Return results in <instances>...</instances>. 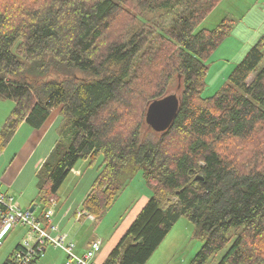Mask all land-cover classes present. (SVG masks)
<instances>
[{
  "label": "trees",
  "instance_id": "trees-1",
  "mask_svg": "<svg viewBox=\"0 0 264 264\" xmlns=\"http://www.w3.org/2000/svg\"><path fill=\"white\" fill-rule=\"evenodd\" d=\"M219 1L0 0V100L14 104L0 148L21 124L38 129L62 106L58 139L37 172L40 215L32 214L42 218L78 161L98 156L83 218L111 207L128 163L152 191L103 264H145L181 218L203 243L190 264H207L230 242L216 264H264V38L202 98L205 57L231 27H195ZM123 6L139 14L123 20ZM159 9L175 15L170 27L146 18ZM118 16L122 27L108 33ZM53 74L64 77L46 79ZM173 81L180 106L156 132L146 108Z\"/></svg>",
  "mask_w": 264,
  "mask_h": 264
},
{
  "label": "rangeland",
  "instance_id": "rangeland-1",
  "mask_svg": "<svg viewBox=\"0 0 264 264\" xmlns=\"http://www.w3.org/2000/svg\"><path fill=\"white\" fill-rule=\"evenodd\" d=\"M122 13V19L126 21L133 19L136 17V14H139L130 6H123ZM146 15H148L146 16L147 19H152L154 22L160 21L161 24H164L166 27H170L175 21L174 14H167V12L162 9H159L154 14ZM146 18L141 17L140 20L145 21ZM223 20L230 21L231 29L226 38H224V40L222 39V42L205 57L204 63L207 66V74L206 79H204L206 86L201 93L202 98L213 96L220 86L227 80L226 78H228L233 68L243 59L249 49L256 45L262 37L264 38V0H220L204 20L195 27V31L213 30L219 26ZM136 26L138 27L137 20ZM121 27V20L118 16L111 23V29L108 33H115ZM162 46L163 44L161 45V49L163 48ZM168 48L170 47L168 46L166 49ZM169 51L170 50H168V52ZM263 66L264 60L259 64L257 71L263 68ZM63 77V75L53 74L50 77H46V79H61ZM76 77L83 78V75L76 72ZM175 87V82H170L167 95L175 94L178 96L179 91L176 90ZM3 103L10 104L11 101H4ZM61 108L62 106L53 110L54 114L58 111L59 115ZM147 128L145 126L141 130V136L148 137V132L150 133V131L147 132ZM50 135L54 137L52 132ZM50 137L51 136H49V138ZM56 138H58L57 134ZM14 152L15 148H12L8 153H5L3 157L6 161H9L12 158V155H14ZM31 166L32 164L27 166L28 168H26L22 178L18 180L19 183L24 185L29 184L27 186L28 193L33 188V171ZM101 166V156H98L91 164L88 163V161H78L75 168L82 169V177L85 175L84 178L81 180L80 184H78L80 179L73 176L71 171L58 190L56 202L49 208L54 214V211H57L61 205H64L61 209V213L64 208L69 206L73 207V213H70L67 219L64 220L60 232L65 231L71 237L76 236V240H79L78 238H80V240L94 238V240L101 241V249L97 254L101 255V259H99L98 263L101 262L100 260L105 261L111 249L117 244L120 237L135 220V217L141 208L147 203V200L152 195L151 189L147 187V184L144 181L142 171L140 170L133 174L131 171V165L128 163V169L124 170L120 175L122 189L111 207L99 219L93 218V220H91L90 217L92 216H87L83 218L82 224H79L78 221L73 219L75 218L73 214L77 212V210H81V202L92 186L95 177H97L100 172ZM90 178L91 182L87 185ZM36 180L37 176L33 177L34 185H36ZM20 204L21 209L29 206V203L27 204L25 198L21 199ZM37 210V215H40L39 207ZM51 219H53L52 223H54V215ZM82 225L84 226L80 229ZM27 231L28 227H23L22 225L17 224L14 229L6 234L5 238L0 242V264H3L6 259L11 257V253L16 245L15 243L17 241H22L25 238ZM230 243L222 251L215 254L207 264L218 263L221 256L230 246ZM202 244L203 243L194 236L193 226L186 219L181 218L172 227L153 254L150 255V258L145 264H190ZM45 247L46 251L44 253ZM96 257L97 256L94 258ZM66 261H68V257L63 249L57 248V246L55 247L52 244H47L44 246L42 256L37 259L36 264H67ZM262 263H264V261Z\"/></svg>",
  "mask_w": 264,
  "mask_h": 264
},
{
  "label": "crops",
  "instance_id": "crops-1",
  "mask_svg": "<svg viewBox=\"0 0 264 264\" xmlns=\"http://www.w3.org/2000/svg\"><path fill=\"white\" fill-rule=\"evenodd\" d=\"M7 101V100H6ZM3 100H0V127L4 124L7 116L9 113H11V108H13L14 104L11 102L10 104H4ZM57 118H58V111L56 114H54V111L49 115V117L45 120V122L42 124V126L38 129H32L29 127L27 124H21L14 135L12 136V139L7 143V145L4 148H0V192L11 196L14 198V201L19 205L20 207V201L21 199L25 198L27 201V204L30 206L36 204V209H38L37 205V188L36 185L33 183V177L37 176V172L39 171L41 165L43 162L49 157L51 151L53 150L56 141L58 138H56V134L58 133V129H56V124H57ZM54 135H50V133ZM49 136H51L49 138ZM12 148H15V152L12 155V158L9 161H6V159L3 157L5 153H8ZM89 163V161H88ZM32 164V190L28 193L27 191V185H24L22 183H19L18 180H20L26 171L27 166ZM76 167V166H75ZM71 174L75 176L76 178H79L78 184H80L81 180L84 178L82 177V169H72ZM93 179V175H92ZM91 182L88 180L87 185H89ZM77 184V185H78ZM35 202V203H34ZM29 206H26L24 209H20L22 211H26ZM64 205H61V207L57 210L54 211V223L58 225L59 228V233H63L66 235V243H71L73 244V252L81 256L90 242L94 240L92 239H81L78 238L79 240H76V236H70L67 232L63 231L60 232V229L63 225L64 220L67 219L70 213H73V207L69 206L64 208L63 212L61 213V209L63 208ZM57 207V206H56ZM55 207V208H56ZM80 210L75 212L73 216L76 221L79 222V224H82V214L80 216ZM84 225L80 229L83 228ZM14 229V228H13ZM18 229V228H16ZM12 230V229H11ZM11 230L7 231L5 234H3V237L0 239V242L5 238L6 234H8ZM26 239V234L25 238ZM22 240V241H23ZM22 241H17L15 244H21ZM13 244V245H15ZM15 245V246H16ZM14 246V247H15ZM15 249V248H14ZM13 249V251H15ZM112 250V249H111ZM12 251V253H13ZM46 251V247L44 250V253ZM11 253V255H12ZM108 256V255H107ZM101 255H97L96 258L93 259V263L97 264H103L104 261L99 259ZM39 259V258H38ZM7 260V259H6ZM5 260V261H6ZM37 263V259L35 260L34 264ZM67 263V261H66Z\"/></svg>",
  "mask_w": 264,
  "mask_h": 264
},
{
  "label": "built area",
  "instance_id": "built-area-1",
  "mask_svg": "<svg viewBox=\"0 0 264 264\" xmlns=\"http://www.w3.org/2000/svg\"><path fill=\"white\" fill-rule=\"evenodd\" d=\"M52 216V210L48 209L38 219L28 210L22 211L13 197L0 192V239L17 224L28 227L26 239L13 251L7 264H31L42 256L47 244L63 249L68 257L67 264H94L93 259L101 249V241L93 240L81 256H76L73 244H66V235L58 233V226L52 223ZM90 219L93 220V217Z\"/></svg>",
  "mask_w": 264,
  "mask_h": 264
},
{
  "label": "water",
  "instance_id": "water-1",
  "mask_svg": "<svg viewBox=\"0 0 264 264\" xmlns=\"http://www.w3.org/2000/svg\"><path fill=\"white\" fill-rule=\"evenodd\" d=\"M180 106V97L175 94L166 95L161 99L154 100L147 106L145 122L149 124L156 132L164 131L170 120ZM195 180H202L197 176ZM36 204L30 206L28 211L33 213Z\"/></svg>",
  "mask_w": 264,
  "mask_h": 264
}]
</instances>
